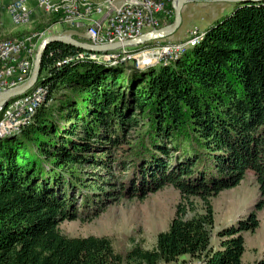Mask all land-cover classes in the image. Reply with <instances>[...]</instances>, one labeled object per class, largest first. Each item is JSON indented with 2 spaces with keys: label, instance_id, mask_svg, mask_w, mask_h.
Here are the masks:
<instances>
[{
  "label": "trees",
  "instance_id": "1",
  "mask_svg": "<svg viewBox=\"0 0 264 264\" xmlns=\"http://www.w3.org/2000/svg\"><path fill=\"white\" fill-rule=\"evenodd\" d=\"M79 53L46 48L45 101L0 140V264H264V252L243 261L242 235L264 212V3L236 4L165 66L64 63ZM247 174L258 188L253 210L215 230L211 200ZM166 187L181 200L151 250L121 255L107 237L59 228Z\"/></svg>",
  "mask_w": 264,
  "mask_h": 264
},
{
  "label": "built area",
  "instance_id": "2",
  "mask_svg": "<svg viewBox=\"0 0 264 264\" xmlns=\"http://www.w3.org/2000/svg\"><path fill=\"white\" fill-rule=\"evenodd\" d=\"M59 14L58 26L66 30L86 33L90 43L105 45L123 43L159 28V22L168 17L163 0H125L118 9L111 1L105 5H95L90 0H0L4 10L14 25H24L31 21L32 10ZM56 26V25H55ZM49 31L14 41H0V93L25 82L31 73L37 41L47 36ZM185 42H155L151 47L128 48L101 54L79 53L64 63L89 60L99 65L135 61L136 68L144 70L165 66L179 57L186 49L197 46L205 33L191 29ZM59 65V64H58ZM47 88L35 86L25 95L11 100L0 109V139L18 134L30 124L35 110L45 101Z\"/></svg>",
  "mask_w": 264,
  "mask_h": 264
},
{
  "label": "rangeland",
  "instance_id": "3",
  "mask_svg": "<svg viewBox=\"0 0 264 264\" xmlns=\"http://www.w3.org/2000/svg\"><path fill=\"white\" fill-rule=\"evenodd\" d=\"M90 1L98 6L105 5L110 1L112 3L113 0ZM204 2L208 3V6L216 3L211 0H196L187 3L185 5L187 7L184 6L181 12V26L171 36V41L166 39L161 42H185L188 36L186 32L193 28L198 32L205 33L203 17L204 13H206L204 10L207 8L201 7L203 4L205 5ZM164 7L165 11L169 12V15L167 18L160 20L158 29L169 26L174 22L176 7L174 0H171V11L165 2ZM192 14L193 17L190 16ZM6 15L5 12L2 13L0 19L2 22L0 41H14L49 31L47 36L37 41L35 55L39 44L45 38L58 35L66 30L65 27L58 26L59 14L56 13L38 12L37 16L33 17L30 22L24 25H14ZM194 19H197L196 23L191 22ZM144 46L151 47L152 43ZM122 63L128 64L127 66L134 65L136 68L135 61L128 60ZM119 64L121 63L119 62ZM180 200L179 193L176 190L171 187H166L147 196L143 200L134 199L129 201L118 199L91 222L64 221L60 224L59 228L64 235L71 238H84L88 236L107 237L111 240L114 250L121 255H125L127 251L135 246L151 250L154 247L156 235L167 230L168 224L174 217L175 208ZM257 201L258 188L256 182L251 174H247L237 187L225 190L211 200L214 211L215 230L234 225L238 220H244L253 210L254 204ZM197 203L199 204L198 206H201L200 202ZM257 218L259 220L258 228L253 233H242L245 240L243 261L247 263H252L260 259L264 252V212L257 213ZM214 244H217V240ZM172 264L198 263L188 256H182Z\"/></svg>",
  "mask_w": 264,
  "mask_h": 264
},
{
  "label": "water",
  "instance_id": "4",
  "mask_svg": "<svg viewBox=\"0 0 264 264\" xmlns=\"http://www.w3.org/2000/svg\"><path fill=\"white\" fill-rule=\"evenodd\" d=\"M193 1L196 0H174V5L176 7L174 12V22L171 25L166 26L162 29H156L146 32L135 39L128 40L123 43L94 45L90 43V37L88 34L80 33L74 30H65L59 33L58 35L45 38L37 48L33 62V67L29 78L22 84L15 86L14 88L4 90L0 93V109L4 108L11 100L25 95L37 85V80L41 70L42 56L49 45L59 43V44L71 46L73 48L91 54H101V53L112 52V51L128 49V48H140L146 45L147 43L162 41L171 37L181 26L182 23L181 12L183 7L187 3ZM211 1L216 3H231L233 5L236 4L249 5L255 3L257 4L264 3V0H211ZM124 2L125 0H113L112 6L118 9L122 6Z\"/></svg>",
  "mask_w": 264,
  "mask_h": 264
},
{
  "label": "crops",
  "instance_id": "5",
  "mask_svg": "<svg viewBox=\"0 0 264 264\" xmlns=\"http://www.w3.org/2000/svg\"><path fill=\"white\" fill-rule=\"evenodd\" d=\"M30 5H32V4L30 3L29 7H30ZM210 5L208 6V3H205V5L203 4L201 6V7H206L207 8V9L204 10V12L206 11V13H204V17H203V22H204L203 24H204V30L205 31L207 29H209L222 16L231 14L233 12L234 8H235V5H233L231 3H212ZM185 7H187V6H185ZM30 9L32 10V18L37 16L38 12H40L39 10H35L34 9V5L31 6ZM2 13H4V10L0 9V19H1ZM190 16L193 17V14L190 15ZM191 22L192 23H196L197 19L191 20ZM1 27H2V22L0 20V28ZM184 36H185V34H184ZM184 36H183V38H185ZM168 40L171 41V37H169ZM215 241L216 240H214L213 243Z\"/></svg>",
  "mask_w": 264,
  "mask_h": 264
}]
</instances>
